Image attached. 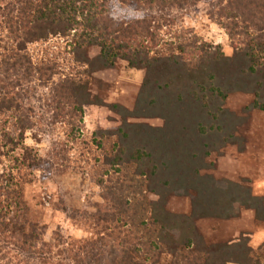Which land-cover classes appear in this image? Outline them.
Masks as SVG:
<instances>
[{"label":"trees","instance_id":"trees-1","mask_svg":"<svg viewBox=\"0 0 264 264\" xmlns=\"http://www.w3.org/2000/svg\"><path fill=\"white\" fill-rule=\"evenodd\" d=\"M206 1L215 3L210 18L230 36L232 57L220 46L175 28L178 13ZM116 7L137 10L141 16L117 19ZM52 42H58L68 57L34 59L31 46ZM96 47L100 53L90 59L88 51ZM119 61L146 73L141 103L132 115L150 117L152 109L171 105L176 118L185 117L181 92L188 91L186 95L193 94L218 122L213 128L222 131L233 116L225 109L232 94H253L256 100L249 110L264 111V0H0V165L4 157L21 151L24 158L13 156L16 163L25 167L31 161L29 168H40L42 161L33 159V151L25 146L26 134L37 126L34 101L39 94L49 91V95L42 93V99L49 103L53 121L68 124L73 134L86 106L104 105L92 99L93 72L114 68ZM173 99L181 103L177 106ZM112 108L128 114L119 105ZM126 117L117 133L118 143L104 155L113 167L136 165L140 176L131 180H137L135 189L125 179L107 181V204L94 219L114 225L109 239L46 243L39 227L25 220L28 206L23 184L13 172L3 171L0 264L6 258L4 264H264V248L253 249L248 239L210 245L196 227L200 219H231L241 209L254 210L264 222V199L244 188L237 196L225 194L184 160L172 167L157 159L159 153H130ZM192 117L185 120L192 127L187 134L193 137L203 121ZM146 130L158 138L166 134L165 129ZM99 137L101 141L108 138L103 132ZM101 141L98 146L103 148ZM196 150L200 152V147ZM186 152L196 151L188 148ZM104 182L100 180L101 185ZM180 187L196 192L190 216L175 215L166 208L168 196ZM147 192L160 199L149 201ZM108 253L113 260H108Z\"/></svg>","mask_w":264,"mask_h":264},{"label":"rangeland","instance_id":"rangeland-1","mask_svg":"<svg viewBox=\"0 0 264 264\" xmlns=\"http://www.w3.org/2000/svg\"><path fill=\"white\" fill-rule=\"evenodd\" d=\"M214 5L206 1L178 13L175 28L192 33L193 38L196 36L201 41L220 46L227 57H232L234 46L230 36L210 18ZM114 15L117 19L129 21L141 16L137 10L119 7L114 10ZM59 49L62 47L58 42H52L33 45L30 52L36 60L59 54L60 57H68ZM99 53L97 47L91 48L88 57L95 59ZM145 77V71L132 69L124 61H119L114 68L100 67L94 71L89 89L93 101L104 102V105L86 106L84 117L77 120L73 134H70L72 127L68 124L53 121L49 103L42 99V93L49 95V91H42L34 101L37 126L26 134L25 146L33 151V159L37 157L42 161V166L31 169L28 167L33 164L31 161H27L25 167L16 163L13 156L24 158L20 151L16 152L17 155L11 154L13 156L9 159L3 158L0 172H13L23 184L28 206L25 220L39 227L46 243L53 244L56 239L66 243L71 240H95L98 236L106 241L109 239L108 234L112 233L110 230L114 225L99 223L94 219L101 215L102 208L107 204L106 199L110 195L107 181L121 178L134 189L137 185V180L131 182L138 175L136 165L113 167L107 163L104 155L110 154L111 147L118 143L117 133L124 125L125 116L130 126L126 140L130 153L138 150L149 154L159 153L157 159L162 163L168 161L166 165L172 167L181 165L184 160L190 167L193 166V170H198L201 177L211 178L212 186L225 194L230 192L237 196L239 190L244 188L255 197L264 199V111L249 110L256 97L244 93L230 95L225 109L233 116L222 131L213 128L218 122L213 120V115L193 94V98L186 95L188 91L181 92L183 102L185 99V117L176 118L171 105L167 108L161 105L159 111L152 109L150 113L153 115L150 117L135 116L131 113H136L141 103L139 99ZM172 102L177 106L181 103L175 99ZM114 105L121 106L128 114L114 110ZM190 116L196 119L195 122L203 121L193 137L192 133L187 134L186 131L192 128L185 120ZM176 122L179 125L175 130ZM146 127L165 129L166 134L158 138L150 134ZM217 127H220L219 124ZM100 132L108 136L102 140L103 148L98 146ZM164 136L167 139L163 141ZM197 147H200V152L196 150ZM188 148L196 152L187 153ZM101 179L105 181L102 185ZM148 193L149 201L160 199ZM195 193L192 189L178 188L168 196L167 210L175 215L190 216ZM196 227L210 245L248 239L253 249L264 248V222L258 220L251 209H241L239 216L231 219H200L196 221ZM107 255L109 261L113 260L109 253ZM6 261L7 258L3 264Z\"/></svg>","mask_w":264,"mask_h":264}]
</instances>
